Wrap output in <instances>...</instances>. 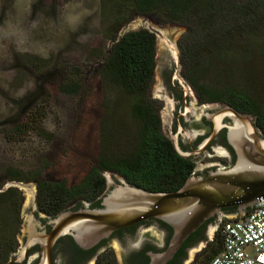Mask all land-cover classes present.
I'll return each instance as SVG.
<instances>
[{"label": "trees", "instance_id": "1", "mask_svg": "<svg viewBox=\"0 0 264 264\" xmlns=\"http://www.w3.org/2000/svg\"><path fill=\"white\" fill-rule=\"evenodd\" d=\"M104 3L112 9L114 28L109 31L115 43L104 60L101 74L106 81L122 88L128 95L136 127L129 133L126 128L118 130L115 124L105 125L101 153L78 183L69 185L65 181L46 179L41 171L25 173L8 168L6 172L10 179L37 183L39 211L48 215L55 216L76 201L79 204L91 202L100 207L107 186L104 171L120 173L129 183L153 191L177 190L192 174V164L175 155L170 142L163 140L157 106L148 95L156 66V34L142 28L116 39L115 32L131 19L133 12L144 15L158 12L167 20L186 26L181 42L185 76L208 101L223 102L242 112L257 115L264 132V100L257 94H251L240 83L250 80L249 67L254 63V56H260L264 0H104ZM227 53L235 54L242 60L243 71L226 61ZM212 66L224 75L227 68L232 72L235 68L240 76L238 80L228 81L223 88L206 85L201 77ZM252 78L254 80L256 76ZM28 97L18 114L8 121L10 126H7L9 129L4 128L5 133L17 143L26 141L31 133L50 140L52 133L44 126L52 106L50 93H44L42 101L36 99L32 92ZM133 139L137 140L135 144ZM124 141H131L132 147ZM23 201L24 196L18 188L11 187L0 192V264H8L20 245L16 233L4 218V211H11L20 221L18 215ZM224 211L234 213L237 208ZM238 218L241 217L235 219ZM227 221L199 255L197 264H207L222 251L223 226ZM201 230L202 227L189 239Z\"/></svg>", "mask_w": 264, "mask_h": 264}, {"label": "rangeland", "instance_id": "2", "mask_svg": "<svg viewBox=\"0 0 264 264\" xmlns=\"http://www.w3.org/2000/svg\"><path fill=\"white\" fill-rule=\"evenodd\" d=\"M111 10L104 0H0V189L14 181L6 172L11 167L25 173L41 171L46 179L65 181L69 185L78 183L101 153L105 125L112 123L120 131L124 128L129 133L134 131L136 122L128 95L101 74L104 60L115 43L109 31L114 28ZM153 14L160 17V26L184 28L176 40L177 51L180 50L187 27L167 20L161 13ZM139 16L146 14L133 12L131 19ZM127 23L115 32L116 39L127 33L121 34ZM157 52L156 40V56ZM226 61L243 67L242 60L235 54L229 53ZM178 67V78L186 85L180 76L185 65L182 67L179 62ZM238 75L235 68L233 72L227 68L224 75L212 66L201 78L206 85L223 88L228 81L238 80ZM249 76L251 82L248 79V82L239 80L240 83L264 100V32L260 35V56H254ZM155 84L154 72L148 95H153ZM31 92L39 100L44 93H50L52 106L44 126L52 133V138L45 140L31 133L26 141L17 143L7 136L4 128L9 129L8 121L18 114ZM155 104L161 107L163 103L156 101ZM124 142L127 146L130 144L129 147L133 145L131 141ZM20 191L24 196L18 215L20 221L11 211H4L5 220L20 242L16 253L22 245L26 217L23 213L26 193ZM236 217L237 212L226 213L222 220L211 222L207 229L210 242L225 220ZM146 233H150L152 239L163 237L157 228L142 232V235ZM111 243L120 255L116 239ZM202 246L203 242L195 248ZM190 255L197 264L198 255L195 256L193 249Z\"/></svg>", "mask_w": 264, "mask_h": 264}, {"label": "water", "instance_id": "3", "mask_svg": "<svg viewBox=\"0 0 264 264\" xmlns=\"http://www.w3.org/2000/svg\"><path fill=\"white\" fill-rule=\"evenodd\" d=\"M142 28L152 30L157 36L156 84L152 93L164 100L161 115L166 128L171 110L167 94L162 91V82L167 68L174 67L173 61L177 64L175 79L182 82L178 78L180 50L177 51L176 40L184 28L160 26V17L152 13L129 20L121 34ZM225 117L234 122L229 127V135L237 150L236 162L231 167L209 170L206 176L193 174L177 190L153 191L129 183L120 173L104 171L108 190L101 197L100 207H92L86 202L80 209H68L49 216L39 211L35 182L26 184L14 180L7 184L0 192L10 186L26 193L22 245L11 261L23 262L28 259L30 249L38 245V264H54L53 247L65 235H72L82 248H90L117 230L156 218L171 226L173 234L164 250L150 253V264H167L208 220H222L226 214L224 209L236 207L238 217H242L257 202L264 200V132L260 130L259 134L253 122L254 115L226 105L215 119L214 134L222 128ZM175 146L182 155L186 154L177 142ZM36 212L40 213L39 218ZM47 225H51L50 230Z\"/></svg>", "mask_w": 264, "mask_h": 264}, {"label": "flooded vegetation", "instance_id": "4", "mask_svg": "<svg viewBox=\"0 0 264 264\" xmlns=\"http://www.w3.org/2000/svg\"><path fill=\"white\" fill-rule=\"evenodd\" d=\"M180 48L179 62L183 67V50L181 46ZM173 66L172 69L170 67L167 68L162 82V91L167 94L169 110H171L166 128L161 115L164 100L159 96L153 97L152 94L149 95L155 103L156 101L163 103L161 107L157 106V112L160 117V133L163 136V140L170 142L175 155L187 159L192 164L191 175L206 176L209 170L231 167L237 160V150L232 144L229 135V127L234 124L233 120L225 117L221 123L222 128L214 134L216 117L219 116L226 105L230 104L208 101L189 81L183 70L180 72V76L185 80L187 86L175 79L176 61H173ZM252 115L255 116L253 122L260 134V130H263L259 125V118L255 114ZM136 142L137 140H135L134 144ZM175 142L186 153L185 155L178 151ZM156 148L160 150V147ZM107 190L108 184L105 192ZM89 203L92 207H98V204ZM85 204L86 202L79 204L76 201L69 205L66 210H77L84 207ZM36 214L39 218L40 213L36 212ZM215 219L217 218H212L202 225V230L186 241L174 258L167 264H194L196 259L190 258V250L193 249L195 256L198 255V257L205 250L211 240L208 237L207 229L209 224ZM42 220L45 222L46 218H42ZM153 228L162 231L163 237L161 239H152L150 233L142 235V232H148ZM47 229L50 230L51 225H47ZM172 234L173 229L171 226L162 220L151 218L133 226L117 230L109 238L103 239L99 244L96 243L90 248H82L72 235H65L53 247V261L54 264H150V253L164 250L168 246ZM114 239H116V243L121 249L120 255L117 254L115 246L111 243ZM202 242V248H195ZM39 251L38 245L32 247L29 251L28 259L23 262L11 261L16 256V252H14L8 264H38L40 260ZM31 256H33V259H30Z\"/></svg>", "mask_w": 264, "mask_h": 264}, {"label": "built area", "instance_id": "5", "mask_svg": "<svg viewBox=\"0 0 264 264\" xmlns=\"http://www.w3.org/2000/svg\"><path fill=\"white\" fill-rule=\"evenodd\" d=\"M207 264H264V200L223 226V249Z\"/></svg>", "mask_w": 264, "mask_h": 264}]
</instances>
